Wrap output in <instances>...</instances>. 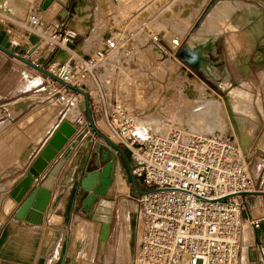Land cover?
<instances>
[{"label":"rangeland","instance_id":"obj_1","mask_svg":"<svg viewBox=\"0 0 264 264\" xmlns=\"http://www.w3.org/2000/svg\"><path fill=\"white\" fill-rule=\"evenodd\" d=\"M14 1H10L12 6L7 10L0 4V30L7 32L13 42L26 46L38 43L40 53L34 56H43L44 66L40 67L54 74L79 43L86 54L104 48L105 39L113 37L118 48L95 69L93 84H83L103 104L105 112L115 100L122 101L133 116H152L162 129L170 125L191 132L195 107L208 100L212 111L203 122L212 125L213 131H200L231 135L242 148L252 150L250 162L252 175L257 178L256 190L258 185L264 186V57L258 58V52L264 54V0H219L225 4L213 14L208 7L213 0H85L82 15L72 11L76 0H67L65 5V0H54L67 8L66 15L62 14V7L57 12H39L42 0ZM250 7L254 13L248 12ZM32 13L43 23L37 30L27 25ZM69 17L74 20L71 26L67 23ZM256 20L261 21L262 31L252 36L249 33H255L252 26ZM67 25L76 31H70ZM64 37L69 39L65 46L61 44ZM172 39L179 44L168 54L162 40ZM182 49L185 57L180 53ZM62 53L65 57L59 58ZM191 60L196 61L197 68L189 64ZM193 90L197 98H192ZM75 96L82 106L84 97L69 88L61 89L53 102L65 111L72 104L76 106ZM106 130L110 138V127ZM132 179L127 161H122L108 196L92 198L89 212L73 219L77 248L66 260L131 264L136 247L137 203ZM244 225L246 245L254 232L247 221ZM242 256L240 252L238 264H249L246 259L242 262Z\"/></svg>","mask_w":264,"mask_h":264},{"label":"built area","instance_id":"obj_2","mask_svg":"<svg viewBox=\"0 0 264 264\" xmlns=\"http://www.w3.org/2000/svg\"><path fill=\"white\" fill-rule=\"evenodd\" d=\"M42 24L36 14L28 15L30 28ZM68 40L64 37L61 44ZM118 46L106 38L104 48L84 54L80 45H72L71 55L54 75L81 88ZM65 88L61 84L57 90ZM105 113L110 138L123 148L138 189L131 264H238L246 221L241 193L256 190L252 150L231 135H189L170 125L166 133L140 136L135 117L122 101L115 100ZM249 223L258 227L260 221Z\"/></svg>","mask_w":264,"mask_h":264},{"label":"crops","instance_id":"obj_3","mask_svg":"<svg viewBox=\"0 0 264 264\" xmlns=\"http://www.w3.org/2000/svg\"><path fill=\"white\" fill-rule=\"evenodd\" d=\"M52 3L54 6L49 5L39 12L47 13L54 10L57 12L63 6L54 0ZM224 4L219 0L213 3L210 14L216 13L215 9L219 10ZM170 42L166 43L173 47ZM0 44L38 63L39 66H44L43 56H34L40 53L39 47L29 54L31 45L13 42L4 30H0ZM19 50H22V53ZM88 82L93 84L91 78ZM60 85L50 75L0 50V205L14 184L24 176L28 166L39 154L60 121L65 119L77 125L75 133L67 139L40 177L34 179L29 189L30 191L48 174L54 177L51 188L43 194H38L34 201L38 202L47 196L43 222L32 224L16 219L13 215L15 207L9 211L8 216H4L0 211V264H86L79 258V261L74 262L66 260V257L74 254L77 248L76 231L72 229L73 219L84 211L89 212V204L86 202L89 192L78 187V184L88 168L94 145H98L99 158H103L112 148L97 134L98 131L107 136L108 122L103 104L82 86L89 98L88 104L95 127L92 128L85 100L81 106L79 98L75 96L76 106L72 104L65 111L53 102L56 101L54 96L59 92L57 87ZM20 103L25 106H21ZM135 119L143 124L153 121L152 116L147 118L135 116ZM261 147L264 150V142ZM125 160L124 156L118 155L115 175L119 165ZM256 181L257 178L254 176V187ZM258 186V190H264V186ZM109 188L105 197L108 196ZM243 199L244 220L249 223V220L257 219L260 224L258 227L251 226L254 236L246 245L243 234L241 256L243 248L245 251L243 250L242 262L244 263L246 259V263L248 260L249 264H264V195L246 194L243 195ZM101 229L100 226V232Z\"/></svg>","mask_w":264,"mask_h":264},{"label":"water","instance_id":"obj_4","mask_svg":"<svg viewBox=\"0 0 264 264\" xmlns=\"http://www.w3.org/2000/svg\"><path fill=\"white\" fill-rule=\"evenodd\" d=\"M53 0H42L40 7L42 9L47 8ZM217 0H213L215 3ZM210 7L213 4L209 5ZM62 14H67L66 10H62ZM199 26V24H197ZM162 44L167 47L168 51H172L169 45L162 40ZM38 43L33 45L28 53L31 54L37 47ZM72 46V45H70ZM0 50L14 56L26 64L50 75L58 81L60 84L66 86L69 89H72L84 97L85 107L89 118V124H91L92 128L94 124L92 122L91 111L89 108V98L88 94L80 87L74 86L72 84H68L60 80L54 74H51L46 69L38 66L34 62L25 58L24 56H20L19 54L5 48L0 44ZM183 50V49H182ZM181 50V54H182ZM182 57V56H181ZM183 58V57H182ZM194 68L197 67L196 61L191 60L189 62ZM262 105L264 107V93L262 95ZM228 111L231 113L229 107ZM77 125L71 124L69 121L63 119L60 121L56 129L53 131L46 144L40 150L39 154L35 157V159L28 166L24 176L17 181L14 186L11 188L9 193L2 199L0 205V211L4 216H8L9 211L15 207L13 215L18 220H23L32 224H41L43 222V212L46 206L47 196H44L42 200L38 202H34L38 194H43L45 191L51 188L52 183L54 181V177L51 174H48L45 178H42L41 182L36 184L30 191V187L34 181V179H38L44 169L47 167L48 163L55 157L57 152L63 147L66 143L67 139L72 136L76 131ZM97 134L106 140V142L111 146L112 150L108 151L104 154L103 158H99L97 155L98 145L95 144L93 147V154L89 158V165L86 172L83 173L79 180L78 187L85 189L90 192L89 196L90 200H87L88 204L90 203L92 198L103 197L106 195L108 188L110 187L114 175H115V165L117 162L118 155L126 157L124 150L118 146L115 142H113L110 138L105 136L104 134L97 131ZM127 163L128 159L126 158ZM132 182L137 189L136 182L132 179ZM29 191V192H28ZM28 192V194H27ZM242 195L246 194H255V195H264V190H252V191H244L241 193Z\"/></svg>","mask_w":264,"mask_h":264},{"label":"bare ground","instance_id":"obj_5","mask_svg":"<svg viewBox=\"0 0 264 264\" xmlns=\"http://www.w3.org/2000/svg\"><path fill=\"white\" fill-rule=\"evenodd\" d=\"M6 1V2H5ZM10 1H11V3L13 2V3H15V1L14 0H2V1H0V4H1V6H3V8H5L6 10H7V8H9L10 6H12L11 5V3H10ZM16 1H18V0H16ZM23 1H25V0H23ZM23 1H21L20 3H24ZM118 1V0H117ZM8 2V3H7ZM26 2V1H25ZM66 2H67V0H65V2H64V5L66 4ZM100 2H102V0H100ZM99 2V3H100ZM120 2V1H119ZM124 2V1H123ZM217 2V1H216ZM215 2V3H216ZM12 3V4H13ZM27 3V2H26ZM25 3V4H26ZM116 3V2H115ZM120 4V3H119ZM128 4V3H127ZM27 5V4H26ZM25 5V6H26ZM86 1L85 0H76L75 1V3H74V7H73V10L72 11H74V13L75 14H81L83 11H84V9H85V7H86ZM133 5V4H132ZM18 6V5H17ZM22 6H23V4H22ZM21 6V7H22ZM29 6V5H28ZM134 6V5H133ZM14 7H16V5L14 4ZM20 7V6H19ZM11 8V7H10ZM212 8V7H211ZM15 9H17V8H15ZM22 9V8H21ZM215 9V8H214ZM213 9V10H214ZM2 10V9H1ZM0 10V11H1ZM29 10V9H28ZM40 10H42V8L40 7L39 8V11ZM62 10H66V7H64V6H62ZM209 11V10H208ZM207 11V12H208ZM218 11H220V10H218L217 8L215 9V12H218ZM14 12H15V10H14ZM24 12H25V9H24ZM28 12V11H27ZM207 12L205 13V15L207 14ZM248 12L249 13H254L255 11L253 10V8H249V10H248ZM48 13V12H47ZM5 14V13H4ZM7 14V13H6ZM11 14H13V13H11ZM17 14V13H16ZM15 14V15H16ZM25 14V13H24ZM82 15V14H81ZM204 15V16H205ZM22 16V15H21ZM24 16V15H23ZM16 17V16H15ZM14 17V18H15ZM19 18H20V16H19ZM24 18H25V16H24ZM72 18L71 17H69L68 18V20H67V23L71 26V24L73 23V21L71 20ZM137 19H139L138 17H137ZM23 20V19H22ZM69 20H71V21H69ZM20 21V20H19ZM69 21V22H68ZM23 23V22H22ZM156 26V25H155ZM67 27H68V25H67ZM69 28V27H68ZM252 28L254 29V31H255V33L253 32V30H252V32H250L249 34L250 35H252V34H258L260 31H262V23H261V21L260 20H256V21H254V24H253V26H252ZM85 29H86V26H85ZM37 30V29H36ZM69 30L70 31H76V30H74V29H72V28H69ZM107 30V29H106ZM78 32V31H77ZM108 32V31H107ZM83 35V34H82ZM106 36H107V34H105ZM112 35V34H111ZM110 35V37H112ZM254 35H252V36H254ZM100 38V37H99ZM113 38V37H112ZM255 38V37H254ZM45 39V38H44ZM104 39V38H103ZM264 40V39H263ZM44 41V40H43ZM175 42H177V40L176 39H172V44H171V46H173V47H175ZM78 45H80V43L78 44ZM98 45V44H97ZM101 46H103V45H101ZM39 47H40V45H39ZM170 47V46H169ZM173 47H170L171 49H172V51L170 52V51H168L167 50V52H168V54H172V52L174 51L173 50ZM160 50V49H159ZM112 53V52H111ZM184 53H185V50H184ZM183 53V54H184ZM258 58H261L260 60H262L263 58L262 57H264V54L263 53H260V52H258ZM108 56V55H107ZM110 56V55H109ZM60 58H64L65 57V54L64 53H62V54H60V56H59ZM53 58V57H52ZM105 60H107V58L105 59ZM111 60V59H110ZM108 64V63H107ZM133 64V63H132ZM105 65V64H104ZM103 65V66H104ZM128 65V64H127ZM122 66V65H121ZM126 66V65H125ZM106 67H108L107 65L105 66V68ZM99 72H100V76H102V74H101V70H99ZM102 72H104V71H102ZM160 75V74H159ZM156 77V76H155ZM89 80V79H88ZM88 80H86L85 82H87ZM191 84V83H190ZM202 92V91H201ZM195 94H196V91L195 90H193V92H192V98L193 97H196L197 98V96H195ZM204 94H206L205 92H204ZM201 95V94H200ZM202 96V95H201ZM63 97V96H62ZM61 97V98H62ZM198 97H200V96H198ZM203 97V96H202ZM204 98H205V96H204ZM206 98H207V96H206ZM208 99V98H207ZM196 100V99H195ZM205 100V99H204ZM201 101H203V100H201ZM196 104V103H195ZM20 105L21 106H25L23 103H20ZM210 111H212V105L210 104V103H208V100H207V102H205V103H203V104H199V105H197L196 107H195V110H194V112H193V114H192V120H193V125H192V127H193V129H191V132H187L189 135H193V134H200V133H204V131H200V130H208V131H210V132H212L213 131V129H212V125L210 126V124L208 125L207 123H204L203 122V120L205 119V118H207L208 117V114H210ZM164 123H166V122H164ZM136 124H137V128H138V133H139V135L140 136H142V135H147V136H150V135H152V134H154L155 132H161V133H166V130L167 129H162L159 125H157V123L155 122V121H152L151 123H146V124H143L142 122H139V121H136ZM167 124V123H166ZM235 124L237 125L238 123L237 122H235ZM164 126V125H163ZM177 128H179V127H177ZM162 129V130H161ZM179 129H181V128H179ZM196 129V130H195ZM183 131H184V129H182ZM186 132V131H185ZM145 133V134H144ZM147 133V134H146ZM216 133V132H215ZM214 133V134H215ZM110 189V188H109ZM87 200H90V197H88L87 198ZM53 217V216H52ZM55 219V218H54ZM53 222V221H52ZM98 224V223H97ZM244 227H245V225H244ZM99 229H97V231H98ZM103 229H102V232L101 233H103ZM243 234H244V231H243ZM104 236H105V234H104ZM249 236V235H248ZM251 236V235H250ZM135 241H136V236H135ZM102 249V245H101V248H100V250ZM244 250V248L242 249V251ZM245 251V250H244ZM244 258V257H243ZM242 259V258H241ZM244 263H245V260H244Z\"/></svg>","mask_w":264,"mask_h":264}]
</instances>
